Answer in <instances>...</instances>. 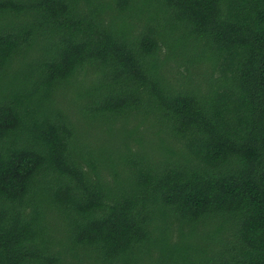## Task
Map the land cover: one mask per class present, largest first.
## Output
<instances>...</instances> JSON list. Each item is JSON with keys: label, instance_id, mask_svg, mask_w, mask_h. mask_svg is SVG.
I'll list each match as a JSON object with an SVG mask.
<instances>
[{"label": "trees", "instance_id": "obj_1", "mask_svg": "<svg viewBox=\"0 0 264 264\" xmlns=\"http://www.w3.org/2000/svg\"><path fill=\"white\" fill-rule=\"evenodd\" d=\"M0 264H264V0H0Z\"/></svg>", "mask_w": 264, "mask_h": 264}]
</instances>
